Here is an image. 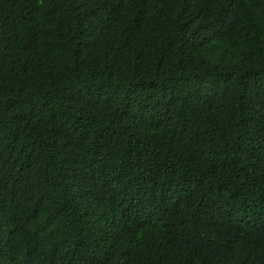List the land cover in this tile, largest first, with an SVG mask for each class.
<instances>
[{"label":"trees","instance_id":"trees-1","mask_svg":"<svg viewBox=\"0 0 264 264\" xmlns=\"http://www.w3.org/2000/svg\"><path fill=\"white\" fill-rule=\"evenodd\" d=\"M0 264H264V0H0Z\"/></svg>","mask_w":264,"mask_h":264}]
</instances>
